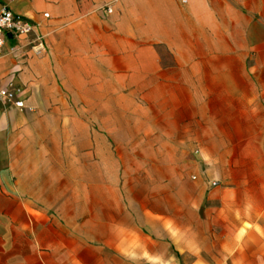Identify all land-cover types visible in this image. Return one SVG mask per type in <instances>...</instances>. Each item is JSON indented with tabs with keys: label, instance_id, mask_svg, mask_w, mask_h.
Returning <instances> with one entry per match:
<instances>
[{
	"label": "crops",
	"instance_id": "0c3cea01",
	"mask_svg": "<svg viewBox=\"0 0 264 264\" xmlns=\"http://www.w3.org/2000/svg\"><path fill=\"white\" fill-rule=\"evenodd\" d=\"M4 5L34 29L5 33L0 53V85L10 82L23 101L18 108L0 96V264H82L75 242L52 230L17 180L29 109L43 108L38 98L57 90L49 52L30 49L36 36L50 40L52 28L73 33L75 47L89 50L88 71L136 64L144 91L148 82L155 96L184 97L157 121L184 130L203 176L217 185L209 199L217 201L210 225L218 227L203 236V264H264V0H0Z\"/></svg>",
	"mask_w": 264,
	"mask_h": 264
},
{
	"label": "rangeland",
	"instance_id": "374dc122",
	"mask_svg": "<svg viewBox=\"0 0 264 264\" xmlns=\"http://www.w3.org/2000/svg\"><path fill=\"white\" fill-rule=\"evenodd\" d=\"M57 29L41 36L57 90L29 109L19 146L24 194L75 242L82 264L207 263L201 246L218 227L209 199L217 185L203 176L184 130L157 121L184 97L155 96L148 82L144 91L136 64L88 71L89 50Z\"/></svg>",
	"mask_w": 264,
	"mask_h": 264
},
{
	"label": "built area",
	"instance_id": "2783aa9c",
	"mask_svg": "<svg viewBox=\"0 0 264 264\" xmlns=\"http://www.w3.org/2000/svg\"><path fill=\"white\" fill-rule=\"evenodd\" d=\"M110 11V9H108ZM44 15H47L44 13ZM34 29L33 23L24 16L12 12L7 6L0 8V53L4 44V34L10 33L16 37L19 35L30 34ZM30 49L35 54H40L45 50V44L39 35L30 43ZM0 96L5 101L13 103L18 108L23 107L22 99L18 98L17 91L9 82L6 86L0 85ZM216 184V182H212Z\"/></svg>",
	"mask_w": 264,
	"mask_h": 264
}]
</instances>
